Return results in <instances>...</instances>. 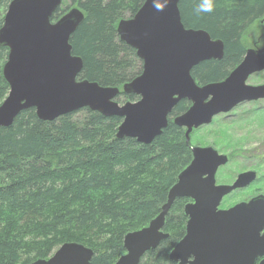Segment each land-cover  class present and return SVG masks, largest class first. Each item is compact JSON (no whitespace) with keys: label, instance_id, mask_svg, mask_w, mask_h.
Returning a JSON list of instances; mask_svg holds the SVG:
<instances>
[{"label":"trees","instance_id":"1","mask_svg":"<svg viewBox=\"0 0 264 264\" xmlns=\"http://www.w3.org/2000/svg\"><path fill=\"white\" fill-rule=\"evenodd\" d=\"M144 1L70 0V6L85 14L70 39L73 55L83 60L79 79L122 89L142 72L143 62L120 39L117 26ZM10 2L0 0V28ZM201 3L180 1L183 24L221 39L224 56L192 69L200 85L224 80L256 42L249 44V30L258 21L264 24V0H213L211 12L200 11ZM70 6L57 8L52 22ZM8 53L0 45V104L9 92L3 75ZM138 99L122 91L116 97L119 103ZM190 106L187 99L178 102L168 126L151 144L118 138L122 118L89 108L54 121L39 119L35 108H29L9 127H0V264L48 259L68 242L91 248L90 264H115L125 253V235L160 213L170 188L192 160L185 129L174 123ZM188 200L174 202L164 228L169 237L139 264H176L169 255L186 233Z\"/></svg>","mask_w":264,"mask_h":264},{"label":"water","instance_id":"2","mask_svg":"<svg viewBox=\"0 0 264 264\" xmlns=\"http://www.w3.org/2000/svg\"><path fill=\"white\" fill-rule=\"evenodd\" d=\"M181 0H145L130 18L119 21L120 39L136 50L142 72L118 86L79 79L83 60L73 55L71 36L84 21L78 7L57 21L51 18L63 0H11L0 28V45L9 49L3 75L9 84L0 104V127H9L23 110L35 108L39 119L54 121L83 108L106 117H120L118 138L151 144L168 126L174 107L183 99L191 107L174 119L191 133L214 117L244 102L264 99V84L249 78L264 71V46L249 48L242 62L222 81L198 85L192 69L203 61L222 59L224 42L182 21ZM136 101L119 103L120 92ZM192 160L170 188L160 213L149 224L124 237L125 253L115 264H139L148 251L169 237L166 217L177 199L184 206L186 233L170 252L176 264H264V195L221 209L225 196L252 184L255 171L240 173L232 184H217L218 169L229 157L212 146H190ZM94 252L77 242L61 245L48 259L31 264H90ZM260 259V260H259Z\"/></svg>","mask_w":264,"mask_h":264},{"label":"rangeland","instance_id":"3","mask_svg":"<svg viewBox=\"0 0 264 264\" xmlns=\"http://www.w3.org/2000/svg\"><path fill=\"white\" fill-rule=\"evenodd\" d=\"M62 4L71 5L70 0H63ZM249 31V44L256 41L249 48L263 47L262 21H258ZM248 84H264V71L252 75ZM190 146H212L228 155V163L221 166L216 174L218 184H231L238 174L249 170H255L261 176L252 186L228 196L221 208L264 194V99L244 102L232 111L216 116L211 124L197 128L191 133Z\"/></svg>","mask_w":264,"mask_h":264},{"label":"flooded vegetation","instance_id":"4","mask_svg":"<svg viewBox=\"0 0 264 264\" xmlns=\"http://www.w3.org/2000/svg\"><path fill=\"white\" fill-rule=\"evenodd\" d=\"M207 84H208V83H207ZM198 85H200V84H198ZM202 85H206V84H202ZM202 85H200V86H202ZM251 102H256V101H251ZM190 103H191V102H190ZM240 104H242V103H240ZM240 104H239V105H240ZM191 105H192V104H191ZM237 106H238V105H237ZM237 106H236V107H237ZM190 107H191V106H190ZM236 107H235V108H236ZM196 129H197V128H196ZM196 129H194V130H196ZM194 130H193V131H194ZM249 171H255V170H249ZM255 172H256V171H255ZM257 174H258V173H257ZM238 175H239V174H238ZM238 175H237V176H238ZM260 177H261V176H258L257 179H256L255 181H257ZM236 178H237V177H236ZM236 178H235V180H236ZM235 180H234V181H235ZM234 181H233V182H234ZM255 181H254V182H255ZM233 182H232V183H233ZM254 182H253V183H254ZM232 183H231V184H232ZM253 183H252V184H253ZM217 184H218V183H217ZM224 184H227V183H224ZM252 184H250V185L247 186V187L252 186ZM247 187L240 188V189H236V190H234L232 193H234V192H236V191H239V190H244V189L247 188ZM232 193H230V194H228L227 196L224 197V199H223L221 205L224 203L225 199H226L228 196H230ZM257 195H261V194H257ZM257 195L252 196V197H250L248 200H243V201H249L250 199H252L253 197H256ZM263 195H264V194H263ZM189 201H191V200L189 199L188 202H189ZM243 201H241V202H243ZM238 203H239V202H238ZM235 204H237V203H235ZM235 204H234V205H235ZM232 206H233V205H232ZM232 206H229V207H226V208H221V206H220V208H221V209H228V208H230V207H232ZM259 260H260V259H259Z\"/></svg>","mask_w":264,"mask_h":264},{"label":"clouds","instance_id":"5","mask_svg":"<svg viewBox=\"0 0 264 264\" xmlns=\"http://www.w3.org/2000/svg\"><path fill=\"white\" fill-rule=\"evenodd\" d=\"M199 10L203 12H211L213 10V0H202Z\"/></svg>","mask_w":264,"mask_h":264}]
</instances>
